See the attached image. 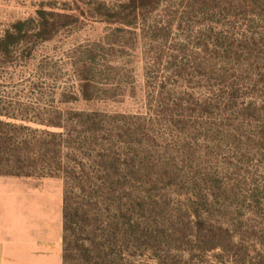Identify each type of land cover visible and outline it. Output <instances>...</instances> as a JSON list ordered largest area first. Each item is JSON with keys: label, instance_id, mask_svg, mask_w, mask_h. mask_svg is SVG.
<instances>
[{"label": "rangeland", "instance_id": "rangeland-1", "mask_svg": "<svg viewBox=\"0 0 264 264\" xmlns=\"http://www.w3.org/2000/svg\"><path fill=\"white\" fill-rule=\"evenodd\" d=\"M4 38L1 121L63 133L111 215L139 194L155 229L196 242L179 264H264V0H0ZM4 177L63 205L59 174ZM201 224L229 230L222 248Z\"/></svg>", "mask_w": 264, "mask_h": 264}, {"label": "trees", "instance_id": "trees-1", "mask_svg": "<svg viewBox=\"0 0 264 264\" xmlns=\"http://www.w3.org/2000/svg\"><path fill=\"white\" fill-rule=\"evenodd\" d=\"M13 46L6 38L0 40V54L7 56ZM45 126L53 128V124ZM22 130L24 127L0 120V176H62V264H179L186 252L185 246L196 243L183 234L155 229L139 194L135 199L132 194L116 189L119 194L111 215L104 196L107 178L99 173L95 178L86 173L83 165L69 169L64 162L68 155L64 153L63 133L43 130L42 138L37 139ZM53 135L60 140L54 151ZM95 179L99 183L93 182ZM125 179L117 180L123 189ZM196 230L205 234L202 244L215 242L210 250L222 248L218 238L229 234L227 228L211 224H201Z\"/></svg>", "mask_w": 264, "mask_h": 264}, {"label": "crops", "instance_id": "crops-1", "mask_svg": "<svg viewBox=\"0 0 264 264\" xmlns=\"http://www.w3.org/2000/svg\"><path fill=\"white\" fill-rule=\"evenodd\" d=\"M9 182L0 176V264H62L63 205L44 186L11 196Z\"/></svg>", "mask_w": 264, "mask_h": 264}]
</instances>
